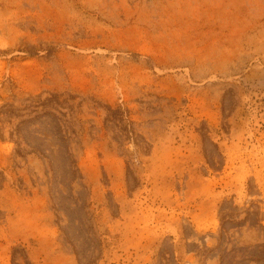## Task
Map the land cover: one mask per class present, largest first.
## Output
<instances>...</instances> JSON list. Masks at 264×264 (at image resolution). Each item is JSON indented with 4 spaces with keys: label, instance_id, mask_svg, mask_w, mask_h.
I'll use <instances>...</instances> for the list:
<instances>
[{
    "label": "rangeland",
    "instance_id": "374dc122",
    "mask_svg": "<svg viewBox=\"0 0 264 264\" xmlns=\"http://www.w3.org/2000/svg\"><path fill=\"white\" fill-rule=\"evenodd\" d=\"M0 264H264V0H0Z\"/></svg>",
    "mask_w": 264,
    "mask_h": 264
}]
</instances>
